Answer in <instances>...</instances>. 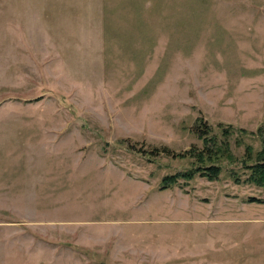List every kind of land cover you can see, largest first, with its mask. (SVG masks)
<instances>
[{"label": "rangeland", "instance_id": "rangeland-1", "mask_svg": "<svg viewBox=\"0 0 264 264\" xmlns=\"http://www.w3.org/2000/svg\"><path fill=\"white\" fill-rule=\"evenodd\" d=\"M263 123L264 0H0V264H264Z\"/></svg>", "mask_w": 264, "mask_h": 264}, {"label": "trees", "instance_id": "trees-1", "mask_svg": "<svg viewBox=\"0 0 264 264\" xmlns=\"http://www.w3.org/2000/svg\"><path fill=\"white\" fill-rule=\"evenodd\" d=\"M196 125L198 129L197 134L203 142L202 150L194 147L186 150L184 153L172 154L169 148L163 147L152 148L147 151L150 159H154L155 157L164 154L181 159L195 157L199 163L196 169L172 176H166L161 182V190L173 188L179 184L180 179H186L188 181L193 179L197 174H200V176L211 181L218 180L223 171V161H228L229 163L234 162L235 157L233 156L231 149V138L235 135V130H240L242 132L245 131L242 129H236L232 125H227L224 128L223 124H220L222 129L218 134L213 131L202 118L197 121ZM256 135H258L262 141V149L253 156L252 148L248 146L246 148L247 159H244L241 163L249 173L244 182L264 189V123L258 128ZM234 180L237 184L241 183L237 177H235Z\"/></svg>", "mask_w": 264, "mask_h": 264}]
</instances>
